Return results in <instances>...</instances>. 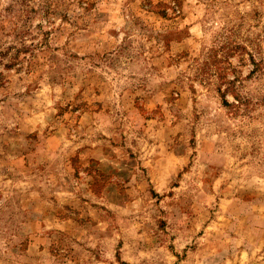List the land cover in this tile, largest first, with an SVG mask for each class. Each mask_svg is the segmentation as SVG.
<instances>
[{"label": "rangeland", "instance_id": "rangeland-1", "mask_svg": "<svg viewBox=\"0 0 264 264\" xmlns=\"http://www.w3.org/2000/svg\"><path fill=\"white\" fill-rule=\"evenodd\" d=\"M0 264H264V0H0Z\"/></svg>", "mask_w": 264, "mask_h": 264}]
</instances>
